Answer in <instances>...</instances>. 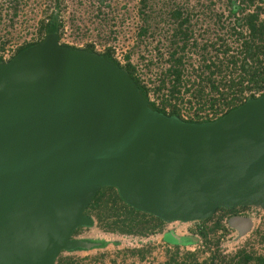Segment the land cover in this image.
<instances>
[{
    "label": "water",
    "instance_id": "1",
    "mask_svg": "<svg viewBox=\"0 0 264 264\" xmlns=\"http://www.w3.org/2000/svg\"><path fill=\"white\" fill-rule=\"evenodd\" d=\"M166 222L264 208V93L209 121L154 108L125 67L59 42L0 62V264H55L102 186ZM241 233L244 216L230 220Z\"/></svg>",
    "mask_w": 264,
    "mask_h": 264
},
{
    "label": "built area",
    "instance_id": "2",
    "mask_svg": "<svg viewBox=\"0 0 264 264\" xmlns=\"http://www.w3.org/2000/svg\"><path fill=\"white\" fill-rule=\"evenodd\" d=\"M252 13L264 23V0H0V62L41 41L54 23L61 44L131 66L158 109L215 120L264 93V40L252 34L246 19ZM233 216L250 218V227L241 233ZM168 230L195 240L168 241ZM114 234L85 255L62 253L70 264H234L246 251L247 264H262L264 208L219 207L204 219Z\"/></svg>",
    "mask_w": 264,
    "mask_h": 264
},
{
    "label": "trees",
    "instance_id": "3",
    "mask_svg": "<svg viewBox=\"0 0 264 264\" xmlns=\"http://www.w3.org/2000/svg\"><path fill=\"white\" fill-rule=\"evenodd\" d=\"M246 19L251 26L253 36L258 39L264 40V23L258 21V15L252 13L249 14ZM47 29L49 32H51L57 30L58 27L56 24L50 23ZM105 56L109 60L117 63V61L111 56V54L106 53ZM123 67L126 68L137 85H139L141 93L146 98L144 88L133 74L132 67ZM150 104L154 108H157L152 103ZM85 212L91 215L95 214L98 222L104 225L105 230L111 231L112 233H115V231L146 233L149 231H153L156 228L162 227V225L166 222L152 213L140 210L127 203L121 197L118 189L115 186L111 185L100 187L91 202L88 204ZM81 228L84 227H79L75 231L74 235L77 234ZM165 238L168 241L177 244L193 242L195 240V236L192 234H178L173 230L166 231ZM93 241L96 242V247H103L108 244V240L105 239ZM250 259V254H248L246 251H241L239 253L238 260L234 264H247ZM258 260L262 264H264V258L259 257Z\"/></svg>",
    "mask_w": 264,
    "mask_h": 264
},
{
    "label": "rangeland",
    "instance_id": "4",
    "mask_svg": "<svg viewBox=\"0 0 264 264\" xmlns=\"http://www.w3.org/2000/svg\"><path fill=\"white\" fill-rule=\"evenodd\" d=\"M226 4V0H222ZM93 217L95 219L94 225L91 227H84L79 230L77 234L74 235V238H83V239H89V240H99V239H105L110 240L115 237V234L111 231H107L104 228V225L102 223H99L95 214H93ZM231 224L239 229L237 226H235L232 222ZM171 226H175V224H172ZM118 232V231H115ZM66 255V254H65ZM68 257V256H67ZM67 259V260H66ZM58 264H68L69 260L64 256V254L61 252L58 259Z\"/></svg>",
    "mask_w": 264,
    "mask_h": 264
},
{
    "label": "crops",
    "instance_id": "5",
    "mask_svg": "<svg viewBox=\"0 0 264 264\" xmlns=\"http://www.w3.org/2000/svg\"><path fill=\"white\" fill-rule=\"evenodd\" d=\"M96 249H99V248L96 247V248H92V249H77V250H73V251H70V252L72 254L77 253V254L85 255V254H87L89 252H92V251H94ZM69 264H70V261H69Z\"/></svg>",
    "mask_w": 264,
    "mask_h": 264
}]
</instances>
